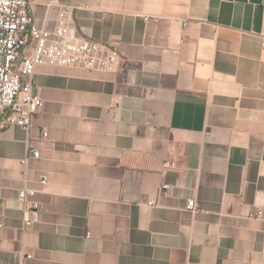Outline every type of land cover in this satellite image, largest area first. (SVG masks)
<instances>
[{
    "label": "crops",
    "instance_id": "0c3cea01",
    "mask_svg": "<svg viewBox=\"0 0 264 264\" xmlns=\"http://www.w3.org/2000/svg\"><path fill=\"white\" fill-rule=\"evenodd\" d=\"M62 3L120 59L38 65L31 126L0 116V264H264V0H33L31 13L52 27ZM24 188L39 204L26 227Z\"/></svg>",
    "mask_w": 264,
    "mask_h": 264
},
{
    "label": "built area",
    "instance_id": "2783aa9c",
    "mask_svg": "<svg viewBox=\"0 0 264 264\" xmlns=\"http://www.w3.org/2000/svg\"><path fill=\"white\" fill-rule=\"evenodd\" d=\"M33 0H0V116L7 124L28 128L33 115L43 104L33 92L36 66L76 67L95 71H113L120 59L118 52L107 44L79 36L73 27V7L59 4L52 27L39 23L31 13ZM42 136H47L43 130ZM32 156L39 150L33 148ZM177 167L175 158L163 161L162 169ZM42 183L45 177H41ZM166 186L162 185L161 189ZM32 188L17 191L24 205L23 224L39 222V204L32 199ZM186 209L195 210L194 198L187 199ZM261 211L257 212V216ZM28 256H30L28 254Z\"/></svg>",
    "mask_w": 264,
    "mask_h": 264
}]
</instances>
